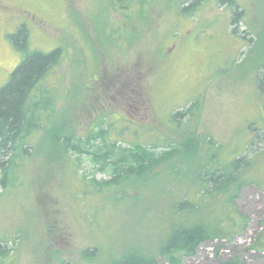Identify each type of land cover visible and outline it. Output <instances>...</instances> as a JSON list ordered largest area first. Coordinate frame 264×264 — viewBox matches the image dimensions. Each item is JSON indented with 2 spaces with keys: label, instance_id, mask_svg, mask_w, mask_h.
Returning <instances> with one entry per match:
<instances>
[{
  "label": "rangeland",
  "instance_id": "374dc122",
  "mask_svg": "<svg viewBox=\"0 0 264 264\" xmlns=\"http://www.w3.org/2000/svg\"><path fill=\"white\" fill-rule=\"evenodd\" d=\"M185 1L0 0V87L26 53L61 50L41 84L42 126L20 143L0 185V264H114L127 253L158 264H264V248L254 249L264 236V0H238L237 22L220 0L183 13ZM23 24L26 52L11 37ZM191 104L188 137L172 115ZM104 114L115 128L142 126L125 142L159 135L182 148L130 182L102 187L111 176L71 153L69 138L86 137ZM214 153L250 161L235 198L246 230L193 254L160 255L175 204L201 199L196 174ZM228 199L201 200L210 223L228 212Z\"/></svg>",
  "mask_w": 264,
  "mask_h": 264
},
{
  "label": "trees",
  "instance_id": "16d2710c",
  "mask_svg": "<svg viewBox=\"0 0 264 264\" xmlns=\"http://www.w3.org/2000/svg\"><path fill=\"white\" fill-rule=\"evenodd\" d=\"M220 1L225 3L224 5L231 6L232 22H237L239 18H242L243 10L238 0ZM185 2L187 5L182 9L183 13L200 4V0ZM28 36L29 32L25 24L11 36L18 50L27 51L24 49H27ZM60 52V48H56L50 52L36 50L26 53L21 63L11 73L9 81L0 87V174L2 175L0 185L2 186L7 183L14 156L20 149V143L42 126L41 122H38V117L42 113L40 106L45 105L46 101L40 97L45 94L41 84L50 69L58 63ZM258 85L260 90L264 91V64L258 74ZM194 106L195 104H191L186 110L177 111L172 115L176 126H182V132L188 137L193 134L189 122L190 114L195 111ZM186 119L188 120L185 122ZM112 121L109 114H104L97 120L93 130L86 137L72 135L69 138L71 153L77 154L78 157L89 156L93 165L111 176L110 180L100 184L102 187H111L125 181L130 182L149 166L163 161L182 148L179 143L169 138L161 140L159 135L153 136L151 142H125L122 137L127 135V131L134 129L139 133L142 126L130 128L123 125L115 128ZM259 137L258 135L257 141L261 139ZM187 144V154L191 155L193 153L191 151L192 138L187 139ZM249 163L247 154L225 161H219L217 153L209 158L197 171L195 179L197 192L201 199L195 202L185 198L175 204L174 217L162 239L160 255H169L180 250L193 254L205 241L214 238H225L230 241L246 230L248 217L237 213L235 198L245 182L241 179L240 173ZM217 194L228 195V212H223L216 222L210 223L207 219L210 212L204 211L206 204L203 205L201 200L206 197H215ZM193 212L198 215L195 219L191 218L194 214L190 215ZM257 240L258 243H254V249L261 250L264 248V236H260ZM94 251L88 248L86 253L92 255ZM64 264L71 263L66 261ZM114 264H158V261L156 257L144 253L140 255L127 253L118 257ZM226 264L238 263L230 261Z\"/></svg>",
  "mask_w": 264,
  "mask_h": 264
}]
</instances>
